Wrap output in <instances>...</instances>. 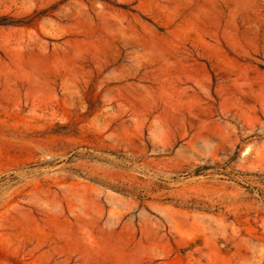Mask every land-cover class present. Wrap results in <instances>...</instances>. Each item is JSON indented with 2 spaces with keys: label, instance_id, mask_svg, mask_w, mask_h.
<instances>
[{
  "label": "rangeland",
  "instance_id": "374dc122",
  "mask_svg": "<svg viewBox=\"0 0 264 264\" xmlns=\"http://www.w3.org/2000/svg\"><path fill=\"white\" fill-rule=\"evenodd\" d=\"M0 16V264H264V0Z\"/></svg>",
  "mask_w": 264,
  "mask_h": 264
},
{
  "label": "trees",
  "instance_id": "16d2710c",
  "mask_svg": "<svg viewBox=\"0 0 264 264\" xmlns=\"http://www.w3.org/2000/svg\"><path fill=\"white\" fill-rule=\"evenodd\" d=\"M15 22H16V20H14L11 17H8V16H0V24H12V23H15ZM214 167H216L215 164H203V165L198 166L194 170V173L200 174L201 171H205V170H208V169L214 168ZM120 191H123L124 193H132L131 190H127V189H122ZM139 197L142 198V199H144L146 197V195L140 194Z\"/></svg>",
  "mask_w": 264,
  "mask_h": 264
}]
</instances>
